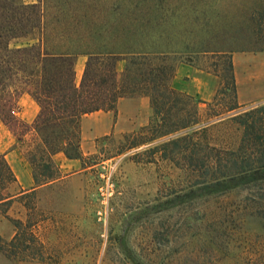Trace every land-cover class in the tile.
I'll use <instances>...</instances> for the list:
<instances>
[{
  "label": "rangeland",
  "instance_id": "1",
  "mask_svg": "<svg viewBox=\"0 0 264 264\" xmlns=\"http://www.w3.org/2000/svg\"><path fill=\"white\" fill-rule=\"evenodd\" d=\"M29 1L79 13L80 24L96 14L135 19L140 37L158 38L161 51L182 63L184 81L208 74L214 98L223 76L215 55L231 52L238 106L242 93L250 102L242 111L264 106V52H243L264 46V0H22ZM207 112L201 105L202 118ZM25 133L16 126L12 135L18 185L7 193L24 196L2 209L0 264H264V181L205 186L211 175L191 168V137L176 147L162 139L134 149L143 139L126 140L129 133L79 138L81 158L56 155L58 180L30 192L23 189L32 177L26 154L37 138ZM242 135L236 126L218 127L199 137L197 155H207V144L235 149Z\"/></svg>",
  "mask_w": 264,
  "mask_h": 264
},
{
  "label": "trees",
  "instance_id": "2",
  "mask_svg": "<svg viewBox=\"0 0 264 264\" xmlns=\"http://www.w3.org/2000/svg\"><path fill=\"white\" fill-rule=\"evenodd\" d=\"M46 4L0 0V122L14 137L19 126L37 138L26 154L36 188L58 180L52 173L56 155L63 154L68 160L81 158V118L97 112L116 113L117 102L125 98H148L153 111L148 126L124 136L132 141L143 139L129 149L162 139L176 147L191 137L196 140L191 168L211 175L205 186L213 189L246 180L264 181V106L244 111L238 106L231 52L215 55L222 62L223 76L213 101L218 104L211 108V104L172 88L182 63L161 51L158 38L140 37L135 19L117 16L110 22L96 14L80 24L79 13L53 12ZM35 31L38 35L32 38L33 44L10 47L14 41L31 38ZM243 52L263 53L264 46ZM78 57L86 58L79 84L75 73ZM120 62L124 69L119 77L116 66ZM23 95H29L39 107L31 125L16 117ZM222 97L229 102L224 104ZM201 105L208 109L205 118L200 115ZM228 124L243 131L237 147L207 144V155L198 156L202 150L199 137ZM17 185L14 173L0 156V216L3 208L24 196V192L7 193Z\"/></svg>",
  "mask_w": 264,
  "mask_h": 264
},
{
  "label": "crops",
  "instance_id": "3",
  "mask_svg": "<svg viewBox=\"0 0 264 264\" xmlns=\"http://www.w3.org/2000/svg\"><path fill=\"white\" fill-rule=\"evenodd\" d=\"M30 4L35 2L29 1ZM86 58L78 57L75 62L76 81H80ZM121 63V62H120ZM118 63L117 72H122L123 66ZM184 69H177L176 75L172 81V88L187 96L193 97L202 103H210L215 95L214 82L208 74H203L208 78L198 79L195 74L188 82L184 81ZM197 71L195 70V73ZM243 81V80H242ZM246 81V80H245ZM250 81V80H249ZM247 82V81H246ZM246 95L242 93V105L249 104L246 101ZM240 100V99H239ZM39 114V107L36 102L29 96L23 95L18 101L16 117L23 123L31 125ZM153 117V111L148 98H125L120 99L116 105V113L97 112L86 115L81 118L79 123L80 138L82 142L106 138L112 135H121L132 133L138 129L149 125ZM14 139L12 134L0 122V156H3L7 164L14 171L15 150H12ZM32 177L26 181L23 186L24 190L30 192L36 191ZM34 187V188H33Z\"/></svg>",
  "mask_w": 264,
  "mask_h": 264
}]
</instances>
